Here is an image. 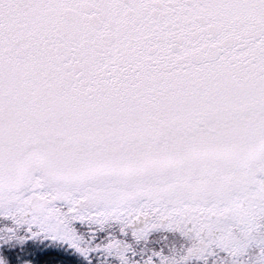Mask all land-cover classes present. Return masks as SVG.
Segmentation results:
<instances>
[{
	"label": "snow or ice",
	"instance_id": "6c2138e0",
	"mask_svg": "<svg viewBox=\"0 0 264 264\" xmlns=\"http://www.w3.org/2000/svg\"><path fill=\"white\" fill-rule=\"evenodd\" d=\"M0 264H264V0H0Z\"/></svg>",
	"mask_w": 264,
	"mask_h": 264
}]
</instances>
